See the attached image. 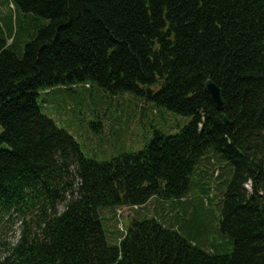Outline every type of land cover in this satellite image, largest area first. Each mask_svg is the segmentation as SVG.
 I'll return each mask as SVG.
<instances>
[{"label": "trees", "instance_id": "obj_1", "mask_svg": "<svg viewBox=\"0 0 264 264\" xmlns=\"http://www.w3.org/2000/svg\"><path fill=\"white\" fill-rule=\"evenodd\" d=\"M6 2L0 233L19 227L0 264H264V0ZM76 87L140 102L164 127L140 152L86 158L38 105ZM149 203L111 243L101 213Z\"/></svg>", "mask_w": 264, "mask_h": 264}, {"label": "rangeland", "instance_id": "obj_2", "mask_svg": "<svg viewBox=\"0 0 264 264\" xmlns=\"http://www.w3.org/2000/svg\"><path fill=\"white\" fill-rule=\"evenodd\" d=\"M7 13L9 8L6 0H0V25L1 18ZM38 105L42 114L74 138L86 158L99 162L110 161L124 153L140 152L151 140L154 128L164 127L163 117H160L159 121L153 120L149 112L142 109V103L137 102L135 107L128 97L111 98L97 88H56L39 92ZM167 114L174 118V123L179 120L178 117L168 112ZM168 115H165L166 119H170ZM99 121V128H91L93 123ZM187 121L188 119L185 120ZM167 125H170V120H167ZM1 132L0 126V135ZM153 209L154 205L149 203L143 208L103 211L101 217L109 233V241L113 244L118 241L129 218L144 213L150 214ZM191 209L190 207L188 213ZM205 209L207 219H215L219 214L216 190L213 186H210L209 201L205 204ZM178 213L184 218L183 212L179 210ZM18 227L19 223L5 227L0 233V241L13 242ZM204 240L202 239V242ZM210 241L223 243V240L214 234H211Z\"/></svg>", "mask_w": 264, "mask_h": 264}, {"label": "water", "instance_id": "obj_3", "mask_svg": "<svg viewBox=\"0 0 264 264\" xmlns=\"http://www.w3.org/2000/svg\"><path fill=\"white\" fill-rule=\"evenodd\" d=\"M204 89L211 101L214 103L216 109L221 113V121L225 128H229L231 123L223 113L225 109V102L221 89L211 80H207L204 84Z\"/></svg>", "mask_w": 264, "mask_h": 264}]
</instances>
